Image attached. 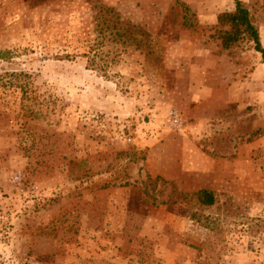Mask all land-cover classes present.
Segmentation results:
<instances>
[{"label": "rangeland", "instance_id": "374dc122", "mask_svg": "<svg viewBox=\"0 0 264 264\" xmlns=\"http://www.w3.org/2000/svg\"><path fill=\"white\" fill-rule=\"evenodd\" d=\"M234 6L0 0V264H264V56L210 38Z\"/></svg>", "mask_w": 264, "mask_h": 264}, {"label": "trees", "instance_id": "16d2710c", "mask_svg": "<svg viewBox=\"0 0 264 264\" xmlns=\"http://www.w3.org/2000/svg\"><path fill=\"white\" fill-rule=\"evenodd\" d=\"M251 14L240 0H235L234 9L220 13L217 24L212 27L210 38L216 42L221 50H231L241 40L247 39L254 43V48L264 56V48L259 40L258 29L252 21ZM92 66L100 65L92 59ZM188 194H186V197ZM194 198L202 205H212L215 201L214 194L207 189H199L190 193L189 199Z\"/></svg>", "mask_w": 264, "mask_h": 264}]
</instances>
